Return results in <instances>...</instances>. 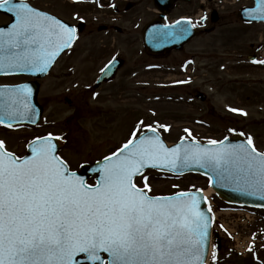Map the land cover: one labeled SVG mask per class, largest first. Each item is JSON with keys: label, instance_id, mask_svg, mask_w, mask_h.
Masks as SVG:
<instances>
[{"label": "snow or ice", "instance_id": "6c2138e0", "mask_svg": "<svg viewBox=\"0 0 264 264\" xmlns=\"http://www.w3.org/2000/svg\"><path fill=\"white\" fill-rule=\"evenodd\" d=\"M0 9L14 16L7 30L0 28V72L5 74L46 72L77 39L76 28L25 0H0ZM253 11L264 18V0ZM188 31L157 33L155 39H179ZM31 96L27 85L0 87V124L11 128L13 121L33 116ZM160 128L170 130L168 125L135 127L103 158L95 184L57 155L53 141L58 137L52 134L32 141L24 158L0 140V264H206L214 221L201 210L207 198L199 191L150 195L145 169L198 165L221 185L264 195V152L257 151L251 136L246 143L229 144L226 137L202 145L189 129L180 143L169 146ZM138 176L143 187L136 183Z\"/></svg>", "mask_w": 264, "mask_h": 264}, {"label": "rangeland", "instance_id": "374dc122", "mask_svg": "<svg viewBox=\"0 0 264 264\" xmlns=\"http://www.w3.org/2000/svg\"><path fill=\"white\" fill-rule=\"evenodd\" d=\"M227 1L219 2V20L211 22L210 30L195 38L183 52L169 53L166 58L150 57L139 44L141 41L136 40L142 37L144 25L153 17L148 13L150 1H138L128 11L120 5L119 13L108 7L100 10L81 6L79 10L88 18V23L75 53L61 59L42 81L39 94V102L44 107L42 119L37 125L0 126V140L5 141L9 150L24 155L27 143L33 138L46 134L61 136L66 139L61 156L71 168L112 153L127 141L137 125L141 128L170 126V130L160 128V131L171 143L185 137V129L196 139L207 141L220 140L232 128H239L264 152V64H255L248 58L256 53L264 60V24L241 21L240 9L252 1ZM213 3L210 1L209 5L214 6ZM64 4H67L64 0L37 2L38 6L60 15L66 14ZM199 12V1L182 2L171 18ZM8 20L0 15V24ZM103 24L119 26L123 34L113 29L101 30ZM118 50L129 60L126 68L134 67L133 61L137 60L136 68L142 79L138 83L126 82L124 86H119L121 80H118L102 85L95 92L88 89V86L94 87L96 74ZM193 54L196 67L191 79V67L188 73L181 72L179 64ZM158 64L163 66L159 68ZM186 75L191 82H185ZM25 80L21 76L1 77L0 83ZM199 91L207 94L206 101L196 98ZM139 118L143 125L137 124ZM145 176L153 195L207 183L205 178L194 174L169 177L151 171ZM138 185L143 187L142 178ZM259 215L258 224L264 226V213ZM222 216L236 228L228 215ZM228 245L231 243L225 245L219 262L212 257L210 264H264V240L247 257L232 252Z\"/></svg>", "mask_w": 264, "mask_h": 264}, {"label": "water", "instance_id": "95a60500", "mask_svg": "<svg viewBox=\"0 0 264 264\" xmlns=\"http://www.w3.org/2000/svg\"><path fill=\"white\" fill-rule=\"evenodd\" d=\"M172 1L173 0H155V3L159 7H162L164 10L168 11ZM163 4H164V6H162ZM257 5H258V0H256V7H257ZM256 7L243 9L241 11L242 18L244 20H250V21L264 20V18H258L256 16L255 12L253 11L254 9H256ZM179 22H180L179 24H177V23L173 24V25H171V27L163 26L160 20L149 24L145 30L146 46H147L148 51L151 53H155V52H162L166 49H171L172 47L180 48L181 45L185 41H187L195 32L193 33L191 27L188 24H186L184 20H181ZM10 26L5 27L4 29L7 30ZM181 28H188V30H189L188 34H186L183 38L168 39L167 41H164V42H159L157 39H155V35L157 33H164V32L175 33ZM39 75H42V73ZM25 85L32 88L31 102L34 106L35 114L29 118H25V119H22L20 121H13L12 123H15V122H36L39 119V116L41 113V108L37 104V100H36L39 86L35 83L25 84ZM201 97L204 98L203 95ZM5 124H7V122ZM148 135H152V133H150ZM53 142L56 144L57 155H58V150L61 149L63 141H61L60 139H56ZM225 142L229 143V144L246 143V141L239 135H234L232 137H229V138H227V140ZM165 143H166V141H165ZM201 144L207 145V144H203V143H201ZM31 145L29 146L28 155L31 154ZM175 145H172V146H175ZM100 164L101 163L95 164V165H92L89 167L85 166L83 168V172L81 174L88 177V175L90 173H93V171L97 172L96 169H98L100 167ZM158 169H161V168H158ZM161 170L171 171L174 173H185V172H191V171L203 173V174H205L211 178L212 187L215 189L216 193L218 194V196L222 200H224L228 203H233V204H238V205H248V206L264 208V195H262L260 193L252 194L251 192L238 190L237 186L235 184H232V183H225V184L221 185L219 182L216 181V177L212 174V172L210 170L203 169V168L199 167L198 165H192L189 168L179 167L175 170H167V169H161ZM199 193H200L201 197H204L203 193L201 191H199ZM201 210H203L206 214H208V212L206 210L205 200H203L201 203ZM207 250H208V248H207ZM207 250L205 253V258L207 255Z\"/></svg>", "mask_w": 264, "mask_h": 264}, {"label": "flooded vegetation", "instance_id": "af4514ba", "mask_svg": "<svg viewBox=\"0 0 264 264\" xmlns=\"http://www.w3.org/2000/svg\"><path fill=\"white\" fill-rule=\"evenodd\" d=\"M126 5H128V4H126ZM124 8H125V6H124ZM116 10L119 11V7L116 6ZM126 11H128V10L126 9ZM136 40L140 41V39H136ZM141 41H142V45H143V40H141ZM115 58H119L121 60L122 67L116 72V74L109 81H107L103 84H111V83H114L118 80H121V83L119 86H124L126 84V82H137L138 83L142 75L140 74L139 69L136 68L137 63H138L137 60L135 59L133 61L134 67L129 69V68H126V66L129 63V60H127L124 56L114 57V58L110 59L108 62H110L111 60H113ZM101 74H102V72H100V74L96 75L94 79L97 81L99 79V77L101 76ZM99 87L100 86H96L97 89Z\"/></svg>", "mask_w": 264, "mask_h": 264}]
</instances>
